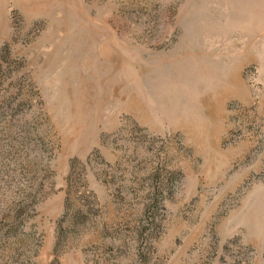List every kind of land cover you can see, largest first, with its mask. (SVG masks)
Returning <instances> with one entry per match:
<instances>
[{
  "label": "rangeland",
  "instance_id": "1",
  "mask_svg": "<svg viewBox=\"0 0 264 264\" xmlns=\"http://www.w3.org/2000/svg\"><path fill=\"white\" fill-rule=\"evenodd\" d=\"M0 264H264V0H0Z\"/></svg>",
  "mask_w": 264,
  "mask_h": 264
}]
</instances>
